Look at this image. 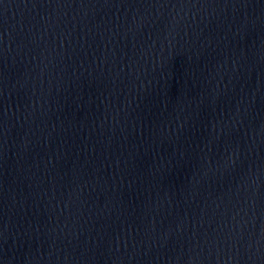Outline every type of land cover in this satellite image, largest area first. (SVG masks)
<instances>
[{"label": "water", "instance_id": "water-1", "mask_svg": "<svg viewBox=\"0 0 264 264\" xmlns=\"http://www.w3.org/2000/svg\"><path fill=\"white\" fill-rule=\"evenodd\" d=\"M0 264H264V0H2Z\"/></svg>", "mask_w": 264, "mask_h": 264}, {"label": "snow or ice", "instance_id": "snow-or-ice-1", "mask_svg": "<svg viewBox=\"0 0 264 264\" xmlns=\"http://www.w3.org/2000/svg\"><path fill=\"white\" fill-rule=\"evenodd\" d=\"M0 3H2V0H0Z\"/></svg>", "mask_w": 264, "mask_h": 264}]
</instances>
